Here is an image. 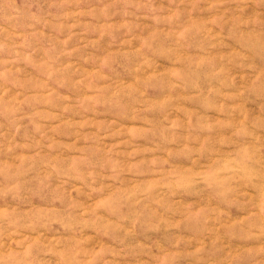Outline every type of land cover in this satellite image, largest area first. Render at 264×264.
Here are the masks:
<instances>
[{"label": "rangeland", "instance_id": "obj_1", "mask_svg": "<svg viewBox=\"0 0 264 264\" xmlns=\"http://www.w3.org/2000/svg\"><path fill=\"white\" fill-rule=\"evenodd\" d=\"M0 264H264V0H0Z\"/></svg>", "mask_w": 264, "mask_h": 264}, {"label": "bare ground", "instance_id": "obj_2", "mask_svg": "<svg viewBox=\"0 0 264 264\" xmlns=\"http://www.w3.org/2000/svg\"><path fill=\"white\" fill-rule=\"evenodd\" d=\"M194 169V168H193Z\"/></svg>", "mask_w": 264, "mask_h": 264}]
</instances>
